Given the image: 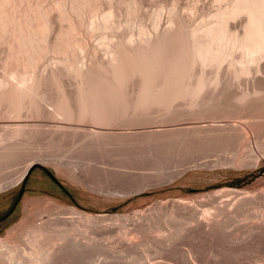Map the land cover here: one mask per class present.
<instances>
[{
	"label": "bare ground",
	"instance_id": "bare-ground-1",
	"mask_svg": "<svg viewBox=\"0 0 264 264\" xmlns=\"http://www.w3.org/2000/svg\"><path fill=\"white\" fill-rule=\"evenodd\" d=\"M151 1L0 0V172L2 174V170L11 166L18 169L20 165L17 173L14 174L15 171L14 175L10 173L12 177H9L7 172V177H3L2 174L3 179L0 175V192L20 184L32 164L37 161L52 166L60 177L74 180L78 184L88 182L92 176L97 175H100L101 179L104 177L103 179L118 180L121 176L128 177L131 174L137 180L139 178L137 175H140L137 169L140 172L148 170L152 174L156 168L158 171L164 168L162 172H166L167 168L163 165L170 159L169 153L173 155L172 159L179 156L178 165L174 163L176 160L170 159L178 168L177 171L173 173L172 168L173 170L169 172L170 166L173 165L168 161L171 164H167L168 177L166 173L162 175L164 177L166 174L171 181L182 177L188 169L196 166L187 164L190 165L191 162L199 164L198 158L202 159L205 153L211 156L210 152L214 151L241 154L242 159L239 161L240 165L243 164L241 166L259 167L260 156L258 157L254 151L261 149L264 156V145L259 146L260 139H257L264 136V0H221L225 3L220 2L221 7L214 9L211 17L208 15L211 19L207 18V21H202L198 25H194L191 23L192 20L179 13V7L177 8L179 0H175L177 2L175 6L172 0L170 2L172 7H168L167 12L163 5L165 2L159 0L158 4L162 3L163 6L158 7L159 5L155 3L154 6L158 9L152 10L153 13L150 10L151 16L148 14L142 17V14H145L144 11L142 13L145 2ZM168 4L166 7L170 6ZM164 11L167 13L166 16ZM145 16L151 17L148 21L149 23L151 21L150 26ZM162 18H165L163 24ZM144 19H147L148 25ZM241 84L245 86L242 88ZM234 87H237L236 92L232 91ZM232 117L240 118L244 122L237 124L217 120ZM206 119L212 122L205 124ZM186 120H190L191 123L189 122V126H182ZM144 123L145 125L168 123L170 126L176 123L177 126L167 125L166 129L158 130L159 132L157 129L150 131L152 132L150 134L154 135L149 134V137L147 132L146 136H143L144 131H140L142 134L140 136L138 132L140 129L137 130V127L139 124L143 126ZM134 125L137 129L131 128ZM251 131L263 134L256 137L254 132L256 138L254 136L253 138L259 142V145L256 142L257 147L249 136ZM92 152L100 155L95 154L97 156L95 157L92 154L93 158L90 156ZM143 154L147 155L146 158ZM112 155L119 159V162L115 161L113 164L112 161L116 159ZM117 155L121 160L122 156L126 157L124 160L128 158L126 164L130 162L132 166L126 167L125 161H120ZM148 155L156 158L159 155L162 160H166L165 164L160 158L154 160ZM107 156L111 163H106ZM110 156L114 160L110 159ZM139 157L142 161H137ZM133 158L136 160L133 161ZM147 158L153 161L145 162L148 161ZM120 162L121 167L123 168L124 163L125 168H117V163ZM109 163L113 166H109ZM202 163L199 166H202ZM217 165L220 167L219 163ZM154 168L155 171L151 173L149 169ZM134 170L136 172H132ZM135 173L138 174L133 175ZM159 173L157 176H161ZM145 174L146 177L140 175L143 180L138 179L141 183L145 178L148 182V178L155 177V174L150 175L152 177H148L146 172ZM119 176L120 178H116ZM132 176L130 177L133 178ZM98 179L101 180L100 177ZM141 183H137L136 186L138 184L142 186ZM239 190L226 191L227 193L210 192L196 200H190L192 202L179 199L172 201L171 204L162 203L157 208L158 214L163 212L166 217L175 219L176 215L178 218L182 217L185 220L182 222L187 226L183 223L180 224L183 227L185 225L184 228L173 226L176 228L175 231L158 237V243L161 241L167 247L178 245L177 240H182L183 237L187 240L196 237L206 242L209 236L210 240L211 237L215 238L214 242L220 239L218 241L225 244L228 241L230 243L237 241L238 239L233 240L235 238L232 239L224 231L226 230L224 228L234 222V218L237 219L236 216L232 217V212L244 209L252 202L264 203V186L254 193L252 191L250 197V192L247 191L246 195L245 190L243 192ZM108 193L113 196L121 195L117 191ZM208 205L212 206L210 210H213L209 215L206 212L210 207L205 208ZM66 215L60 220H64L63 225L64 223L66 225V219L69 220ZM146 215H138L140 217L136 215L135 218L132 215L134 220L132 222L130 219L129 224H133L130 230L135 231L132 236L136 233L142 235L148 228V231H151V225L157 221L155 219L157 213L154 216ZM72 216L69 218H76L73 222H77V217H74V214ZM87 216L84 219L89 218ZM218 216L225 219L220 220ZM252 217L255 218V215H251L252 222L248 217L250 220L249 222L247 220L248 224H244L246 219L244 222L240 220L243 222L242 231L247 232L244 240L248 236L254 240L264 239L263 217L261 223ZM120 219L117 218V221ZM125 220H129L128 217ZM56 221L59 223V220ZM240 221L235 220L238 223ZM70 224L64 225L63 232L75 223L71 226ZM37 226L40 228L35 226V229L43 232L41 226L44 225ZM35 229L33 233L37 232ZM38 232L36 236H32L34 239L28 238L29 234L23 236H28L23 243L25 247L0 238L2 264H49V262L53 264L51 257L54 258L53 254L56 255V251L51 252L53 256L45 250L33 258L26 257L30 254L26 246L39 243L41 239L38 237L42 238L38 236ZM42 232L39 235H43ZM62 234L69 236L67 231ZM127 234L130 233H125ZM63 235L59 236L62 240ZM140 235L137 234L141 237ZM126 237L127 248L132 251L138 241L135 239L139 237L135 236V239ZM191 239L193 241V238ZM247 240L245 241L249 243L250 238ZM76 241H68L69 245L67 244L74 258L75 251L78 249L85 251L88 247ZM240 241L239 243L243 244ZM262 241L258 244H264V240ZM239 243L233 242L239 246L235 248L234 245L233 247L228 245V248L231 246L235 252L242 253L244 246H240ZM23 244L20 245L24 246ZM228 248L227 250H230ZM229 252L235 253L233 249ZM194 255L189 254L193 259ZM198 256L202 258L201 254ZM198 256L194 261L199 262ZM218 257L215 262L212 261L213 264L220 262L221 259L218 260ZM205 260L204 258L202 262ZM207 262L211 263L208 260ZM221 263L224 264L222 261ZM156 264L166 263L160 261Z\"/></svg>",
	"mask_w": 264,
	"mask_h": 264
},
{
	"label": "rangeland",
	"instance_id": "rangeland-1",
	"mask_svg": "<svg viewBox=\"0 0 264 264\" xmlns=\"http://www.w3.org/2000/svg\"><path fill=\"white\" fill-rule=\"evenodd\" d=\"M146 1H149V0H146ZM154 1L155 2L151 1V3L145 2V6L143 4L144 10L142 9V13L144 11L145 14L143 13L142 17H144V15L148 16V14H150V12L152 10L154 11V9L155 10L158 9V8H155L154 5H155V3L158 4L159 0H157V2H156V0H154ZM168 1L162 0V3L165 2L168 4ZM174 1L175 0H173V2H172V0H170L169 4H168L170 6H167V7H166L167 4H165V3L163 4L165 6V11H166V9H169L168 7H170V8L172 7L171 6L172 3L175 6V4L177 3L176 2L177 0L175 2ZM179 1H180V3L179 2H178L179 4L177 3V8L179 7L178 11H180L179 13L185 15V17L187 19H189L190 21L192 20L191 23L193 22L194 25L195 24L198 25V24H201L202 21H207L206 19L211 17L212 14H214L213 13V11H215L214 9L217 10L218 7H221V3H223V2L225 3L226 0L222 1V2H221V0L220 1L219 0H179ZM170 2H172V3H170ZM162 3L160 5L158 4L159 5L158 7L163 6ZM219 4H220V6H219ZM156 7H157V5H156ZM153 11L151 13H153ZM176 11H177V9H176ZM166 12L164 13L165 14L164 16L167 15ZM151 15L152 14H150V16ZM208 15H210V16L208 17ZM146 16H145V18H148V20L146 19L148 22L151 19V17L149 16L150 17V19H149V17H146ZM209 19H211V18H209ZM146 20L144 19L143 21L146 23ZM164 20H165V18H162V20H161L162 24L164 23ZM150 23H151V21H150ZM150 23L148 22L149 26H150ZM124 25L125 24H123V27H124ZM242 83L244 84V81H242ZM243 84H241L242 88L245 86ZM236 89H237V87H234V88H232V91L236 92ZM217 120L220 122L221 121L222 122L227 121V122H234L237 124L244 122V121H242V119L235 118V117L217 118ZM243 120H244V118H243ZM157 121H153V122H157ZM204 121H205L204 122L205 124L212 122L210 119H206ZM189 122L191 123L190 120H186L184 122L185 125H182V126H189ZM161 124H162V126H161ZM139 125L142 126V124H139ZM139 125H138V127L136 125H134V127L132 126L131 128L132 129L138 128L137 130L140 129L138 131L139 135L141 134L140 131L141 132L144 131L142 133L143 136H146L145 133L147 132L148 137H149L150 133L152 134V132H150V131H154L156 129H157V131L166 129L167 125L169 127H173L174 125L177 126L176 123L173 124L172 126H170L171 124L169 125L168 123L167 124L166 123L165 124H163V123H160V124L159 123H150L148 125H145V123H144L145 126L143 125L141 128H139L140 127ZM178 126H181V125H178ZM127 127H130V126H127ZM123 128L127 129L125 126H123ZM143 128H145V129L143 130ZM152 128H154V129H152ZM115 129L113 128V130H115ZM147 130H149V131H147ZM254 134L257 137L259 133L257 134V131H251L249 133V136L252 139L253 144L254 143L256 144V142L260 139L259 141H260L261 145L258 144L259 142H257V144L259 146H263L264 145V136H262V135L264 134V131H263V134H259V136L261 135L263 138L257 137V139H258L257 141H255L256 139H254V138H256L254 136ZM153 135H151V136H153ZM157 135H159V134H157ZM253 136H254V138H253ZM255 144H254V146H255ZM257 144H256V147L258 146ZM261 151H263V150L260 149V150L254 151L255 154L256 153L258 154V155L256 154L258 157L260 156L259 157V167H257V166L254 167V166H249V165L241 166V165H243V164L240 165V162H239L242 159L241 154L238 155L237 153L234 154L232 152L214 151V152H210L211 156H209V153H207L208 154V157H207V154L205 153V154H203L202 159L201 158L197 159L198 162H200V163L203 162L202 166H199L200 163L196 164L193 162L189 163L190 165L187 164V166H191V165L195 166L196 165L195 166L196 168L193 167V168L188 169L185 175H183L182 177L177 178L173 181L169 180L170 178L169 179L167 178L168 177L167 164L171 165L172 161L176 160V162L174 161V163L176 165H178L177 160H178L179 156L178 157L176 156V158L172 159L173 155H170V153H169L170 157H168V159L170 158L172 161H170V159L167 161L165 160L167 162V164H165V161L162 160L163 158L161 159V157H159V155L157 158L153 157V156L150 157L148 155L149 158H153L154 160H155V158H156V160H158L160 158V160L165 164V165H163V167H166L167 169L165 170L166 172H162L164 170V168L161 169L162 171H158L159 169L156 168V171L160 172L159 174H161V176H157L158 172L156 173L155 168L149 169L151 171V173L155 171L154 173H152L153 176L155 174V177L150 176L152 174H150L148 172V170L147 171L145 170V172L148 173V175H149L148 177H152V178L151 179L148 178L149 179V180H147L148 182H146L147 178H145V180L142 183L140 181L143 180V178H140V177L141 176L146 177L147 174H145V172L142 171L146 175L145 176L142 172H140L137 169V171L140 173V175H141V173L143 174L141 176L138 173L133 174V175L138 174L137 177H139V178H137V180L135 179V176H132L131 174H130V176H132L133 178H131L129 175H128V177H125V176H127V175H125V176H121V179H118V180L114 178L117 181H115L113 178L103 179L104 178L103 177L101 179V176L97 175V176H92V178H90V180L88 182L85 181V182H81L78 184V183L74 182V180L66 179L65 177H60V175H58L56 169L53 168L52 166L46 165V164H43V163L37 161V162H34L35 164L34 163L32 164V166L30 167V170L27 173L25 179L20 184H18L15 187L7 189L6 191L0 192V238L1 239H8V241L14 245H17L19 243V246L25 247V245L23 243H24L25 238L28 237L27 235L28 234L30 235L28 238L34 239L32 236H34V235L36 236V233L39 230L38 236H41L42 238L37 236L39 238V240L40 239L41 240L39 241V243H35L36 246H35V244L34 245L28 244L29 245L28 247H30V248H28L26 246L28 253H30V254H28V256L26 255V257L33 258V257L39 255V253H42L43 251L47 250V252H50L49 254H51V256L54 255L53 259L51 257L53 264H54L56 257H58V258L56 259L55 264H56V262H57V264H63L64 261H67L64 264H66V263L69 264L71 261L72 262L70 264H156L157 262H160V261H162L163 263H166V264H187L188 261H189L188 264H191V263L192 264H196V263L202 264L203 263L202 260L204 258L206 259L204 262L205 264L206 263L208 264L207 260L211 262L210 264H213V262H215V260L217 259L218 256H219L218 260L221 259L220 262L217 261L218 264L219 263L223 264V263H221V261L224 262V264H264V263H262V262H264V244L263 243L258 244L259 241L263 242L262 240H264V239L262 238L260 240L259 239L254 240V238L252 239V237L248 236L247 239L250 238V240H249V243L246 242L245 240H247V239L244 240V238H245V236H247V232L245 231V233H246L245 234L243 232L244 230L242 227L243 226L242 224L245 221V219H246V221L244 222V224H248V222L250 220L252 222V219H250L251 215H253V216L255 215V218L257 215H259L258 218H256L258 220L256 222H258V223L263 222L262 220L264 219V206H263L264 203H261L262 204V206H261L260 203H258L259 204L258 205L256 202H252L251 204H247L246 205L247 207L244 209L235 210V212L237 214L240 213V214H238L239 216H237V214L232 210L234 212V213L232 212V217L236 216L237 219H235V218L233 219L234 222L229 224V226H228L229 228L228 227L224 228L226 230L223 229L224 231H226V233H228V235L232 239L235 238L233 240L238 239L237 241H232V243H230V241H228V243H230V244H228L227 241H226L227 244H225L222 241L219 242L218 240H220V239H217L216 242H214L215 238L213 239L211 237V240H210V236H209V238H208V236H206V239L208 238L207 241L205 239L206 242H203V239H198L196 237H191V238H193V241L191 238H190V240H187L185 238L186 239L185 240L184 237L182 236L183 237V239L181 238L182 240H180V239L177 240L179 243L178 245L173 244V245L167 247L166 244L165 245L162 244L161 241L158 243V240H159L158 237H161V236L164 237V235L166 236V235L170 234V232H173V230L175 231V229L178 227L184 228L185 225L183 227V225H181V224L183 223L182 221L185 222V220L181 216H180L181 218H178L179 216L176 215V219H175V217L174 218L166 217L165 213H163V212L159 213V214L157 212V208L159 207V205L161 206L162 203H165V202L169 203L170 202L169 204H171L174 201L179 200V199H183V200H187L189 202H192L194 199L196 200V198H199L202 195L210 194V192L212 193V192H218V191L220 192L221 191L220 193H223V192L227 193V192H231V191L236 190V189H238V190L240 189V190H242V192L245 190L246 195H248L247 191L250 192L249 193V197H250L252 194V191L254 193V191H256L257 189L264 186V156H263V153H261ZM35 152H37V150H35ZM35 152H33V155L35 154ZM216 152H217V154L219 153L218 154L219 156L216 154ZM41 154H43L42 151H41ZM92 154H93V152L90 154V156H92L94 158L95 154L98 155L99 153L95 152V154H93L94 156ZM233 154H234V156H233ZM260 154H262V155H260ZM144 155L146 158L147 155L143 154V156ZM215 155H216V157H215ZM160 156H162V154H160ZM165 156H164V158H165ZM212 156L214 157L213 160H212V158H213ZM95 157H97V156H95ZM112 157L116 160L112 159ZM112 157L110 156V159L114 160V162L112 161L113 164L116 163L115 161L119 162L118 161L119 159L115 158L114 155H112ZM118 157H120V156H118ZM209 157H212V158H209ZM224 157H226V159H224ZM106 158H108V156ZM106 158H105V160H106ZM123 158H126V157L122 156V160L125 161L124 162L125 166L127 165L126 167L132 166V165H130V162H128L129 164L128 163L126 164V162L128 161L127 160L128 158L126 160H124ZM145 158L144 157L142 158L143 161ZM149 158H147L148 161L145 160V162H149L151 160ZM219 158L221 159V161L223 160L222 163H220L221 161H219L220 160ZM233 158H235V159H233ZM236 158L239 160H237ZM134 159L135 158H133V161H134ZM138 159H137V161H142V160H140V157ZM153 159L151 161H153ZM217 159H219V160L217 161ZM108 160H109V158L106 160L107 161L106 163H108V162L111 163V160H109V161ZM122 160L120 157V161H122ZM197 160H195V162H197ZM202 160H205V161H202ZM207 160H208V162H207ZM168 161H170L171 164H170V162L168 163ZM204 162H205V164H204ZM209 162L211 164L213 163V165H211ZM215 162L217 164L219 163L220 167ZM124 163H123V168H125ZM174 163L172 164L173 167L170 166L171 169L169 168V172H170V170L172 171L174 169L173 170V173H174V171L176 169H178ZM113 164L112 165L110 164L109 166H113ZM117 164L120 166H118ZM117 164H115V166L117 165V168H122L121 162L117 163ZM214 164L217 165V167ZM19 166L20 165H18V169H19ZM174 166L176 168H174ZM234 166H236V167H234ZM13 167H15V166H13ZM13 167L11 166L8 169H4L6 171L2 170L3 177H7L8 174L10 175V173L12 175L17 173L16 172L18 170V169H16L17 167H15V168H13ZM14 169H16V170H14ZM127 169H132V168H127ZM7 170H9V171H7ZM11 170H13V171H11ZM135 170L132 172H136ZM13 172H14V174H13ZM163 173H166L167 175L164 174V177H163L162 176ZM2 174L0 172L1 177H2ZM170 174H169V176L172 175V174L171 175ZM1 177H0V179H1ZM3 177H2V179H3ZM9 177H12V176L10 175ZM97 177L98 178L100 177L101 180H99ZM116 178H120V176L116 177ZM138 179H141V180L139 181ZM124 180H125V182L123 183ZM119 182H121L122 184ZM144 182H146V183H144ZM137 183H141L143 185L141 186L138 184L136 186ZM109 184H112L113 186L109 185ZM115 186H117V187H115ZM106 188L110 189V190L107 191ZM119 190L121 192H118ZM111 191H113V192L117 191V193L118 194L121 193V195L120 196L119 195H117V196L110 195L108 192H111ZM190 200H192V201H190ZM60 207H64V209L60 208ZM71 208H72V210H71ZM205 208L206 209L209 208V209H207V212L205 211L207 213V215H209V213H212L213 210H210V209H212V206L208 205ZM34 209L36 210V212ZM73 209H76L77 211L73 210ZM149 210H151V211H149ZM154 210H156V211H154ZM72 211L74 212V213H72V214H74V217L75 216L77 217V222H73V220L76 218L70 219L73 217L71 214ZM57 212L58 213L60 212L59 213L60 217H58ZM66 212L67 213L69 212V214H67ZM50 213H51V215H50ZM77 213H80V214H77ZM146 213H147V215H146ZM153 213H155V214L157 213V216H156L157 218H155V219H157V221H155V224L153 223L151 225V228H150L151 231H148L149 230V228H148L147 231H148V234H149V232H150V234L148 235L147 231L143 232L144 234L142 233L143 236L140 235L139 233H136L135 234L136 237H139V236H137V234L140 235L141 237H143V238L139 237L140 239L136 238L135 236H132L133 233H135V231L134 232L131 231L133 228L132 227L133 224L131 223V225H129L130 221L132 220V222H133L136 215L141 216V214H142V216H145V215L146 216H148V215L154 216L155 214H153ZM61 214L62 215L67 214L68 215V216L66 215V217L69 220H67L66 218H63V219H66V221H65L66 225L64 223L65 226H68V224H70L71 222H72V224H70V226L73 225V223H75L73 226H71V228L68 227L69 229L66 230L68 234L70 232H72L71 234H69V236L62 234V233H65L66 231L63 232V230H65V228H64L65 226L63 225L64 220L60 221L62 217H65V215L62 216ZM86 215L89 216V218H86L87 220L84 219L86 217ZM90 215H91V218H90ZM132 215L134 218L132 217ZM261 215H263V216H261ZM80 216L82 217V219ZM115 216H117L118 219L121 218L119 222L117 221V218ZM123 216H124V218H123ZM140 216H138V217H140ZM223 216H224V214H223ZM127 217L129 220H125ZM248 217L250 220H248ZM259 217L261 219H259ZM262 217H263V219H262ZM255 218H253V220H255ZM56 219L59 220L58 222L60 224L56 223L57 222ZM88 219H90V220H88ZM172 219H175V220H172ZM218 219L224 220L225 217H224V219L223 218L221 219L220 216H218ZM235 220L236 221L237 220L238 221L243 220V222L240 221L238 223V222H235ZM247 220H248V222H247ZM67 221H68V224H67ZM35 223H36V225H35ZM240 223H241V225L239 226ZM41 224L44 225V227L41 226V229L43 228V232L40 229H35V226L37 228L38 227L37 225L40 226ZM183 224H186V223H183ZM124 225H126V226H124ZM127 225H128V228H127ZM173 226H176V228ZM186 226H187V224H186ZM123 227H125V229H123ZM172 227L174 229H172ZM38 228H40V227H38ZM62 228H64V229H62ZM30 229L32 230V232ZM34 229L37 230V232L35 231L33 233ZM66 229H67V227H66ZM29 230L31 233L29 232ZM183 231H185V229H183ZM40 232H42L41 234H43V235H39ZM59 232L61 234H59ZM125 233H130V234L125 235ZM25 234H27L26 237H23V236H25ZM31 234H33V235H31ZM60 235L64 236L63 238L65 241L62 240L61 237H59ZM146 235H148V236H146ZM126 236H128V238H131V237L133 239L136 238L135 241L138 239V241H136L137 245L135 244L133 246L134 250L132 249V251L131 250L129 251L127 248L128 245L126 243L128 242V239L126 240V238H127ZM144 236H146V237H144ZM66 237L67 238L69 237L68 238L69 240ZM61 240H62V242H61ZM72 240L73 241L77 240L76 242L80 243L81 245L84 244V245L88 246L89 248L86 247L87 249H85V251H83L84 249L83 250L78 249L79 254H78V251L77 252L75 251V258H74V257H72L73 253L71 250H69V246H68L69 245L68 241L71 242ZM239 240H241L240 242H242L243 244L239 243ZM257 240H259V241H257ZM177 241L175 243H177ZM243 241L246 243H244ZM66 242H68V243H66ZM123 242H125V243H123ZM218 242H219V244H218ZM233 242H234V244L239 243L240 246H242V245L244 246V247L242 246L243 247L242 253H240L238 251L235 252L234 248H232L233 247L232 245H234ZM20 244H23L24 246H22ZM261 244H263V245H261ZM228 245H231L232 247L229 246V248H228ZM234 246L236 248L239 245H237V246L234 245ZM161 247H163V248H161ZM165 247H167V248H165ZM227 248L230 250H227ZM232 249L235 253L229 252V251H232ZM27 250L25 252H27ZM87 250H88V252H87ZM222 250H224V251L227 250V251L224 252ZM81 251L83 253L87 252L86 255H84L85 253L82 254ZM25 252H24V255H25ZM51 252L52 253L55 252L56 255L55 254L52 255ZM197 252H200V253L197 254ZM190 253L192 255H194L196 253L197 255H194V259H193V257L189 256ZM81 254H82V256H81ZM200 254L202 255L201 259L199 258L200 256H198ZM213 255L214 256L216 255L217 257L215 256L216 257L215 258ZM144 256H146V257H144ZM195 256H196V258H195ZM197 256H198L199 262L194 261L197 259ZM188 257L191 259L189 260ZM146 258L148 260H146ZM207 258H210V259H207ZM73 260L74 261L76 260V261L74 262ZM190 261H193V262L190 263ZM0 264H2L1 260H0ZM49 264H50V262H49Z\"/></svg>",
	"mask_w": 264,
	"mask_h": 264
}]
</instances>
